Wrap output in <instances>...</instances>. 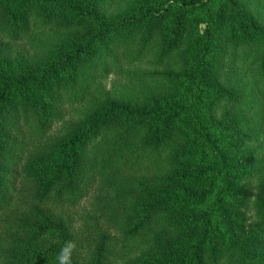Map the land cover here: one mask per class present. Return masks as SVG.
Segmentation results:
<instances>
[{
	"label": "trees",
	"instance_id": "obj_1",
	"mask_svg": "<svg viewBox=\"0 0 264 264\" xmlns=\"http://www.w3.org/2000/svg\"><path fill=\"white\" fill-rule=\"evenodd\" d=\"M252 4L0 0V264H264V5ZM21 41L32 54L15 65L6 51ZM112 73L132 86L108 87ZM94 190L85 243L57 208Z\"/></svg>",
	"mask_w": 264,
	"mask_h": 264
},
{
	"label": "rangeland",
	"instance_id": "obj_2",
	"mask_svg": "<svg viewBox=\"0 0 264 264\" xmlns=\"http://www.w3.org/2000/svg\"><path fill=\"white\" fill-rule=\"evenodd\" d=\"M252 1H253L252 8H254L257 12H259L256 5H258L259 3H262L264 5V0H257L256 2H254V0ZM213 7L214 9H217L218 2H214ZM116 11H117V7L111 6L109 13L113 14ZM2 39H0V42L5 44L8 43L5 39H3L4 41ZM6 54H8V58H10L11 61L13 60L15 65H19L18 64L19 59L24 60L25 55L32 54V47L27 41L9 43ZM227 61L228 59L226 60V62ZM226 68L231 70L233 67L230 65L229 62H227ZM106 82L108 87H111L113 82L119 83L120 86H118V88L120 90H123V88H126V86H132L131 84H129L130 80L128 79V77L122 75L121 77H116L115 73L110 74V77L106 80ZM66 103L67 104L70 103V99H67ZM80 109L81 107H79L78 105L71 106L68 110L69 112L67 115L68 120L77 117L78 114L80 113L79 111ZM254 142L256 146L261 144V140ZM261 152L260 155H263L264 152L263 151ZM254 181L252 183H254ZM250 187H251L250 193L252 196V200H254L256 196V188H255L256 182L255 184H251ZM20 188H21V193L24 196L25 194L26 195L34 194L37 189V183L29 180H24V182L20 183ZM96 189L97 188H95V190ZM95 190L91 193V195L87 199H84L81 203H79L76 206L64 205L63 207L61 206L57 208V211L59 213H62L66 218H70L73 220L78 235L85 241V243L88 241V239L91 240V238L94 236V234L91 231V229H93L94 226L93 218L96 216L98 217V215L100 214V211L97 209L96 205L94 204V195L97 193V192L95 193ZM20 208L22 209L21 206ZM24 208L25 206H23V209ZM244 213H245L246 221H248L249 224H251L253 218L255 217L254 206L251 203L247 204L246 208L244 209Z\"/></svg>",
	"mask_w": 264,
	"mask_h": 264
}]
</instances>
